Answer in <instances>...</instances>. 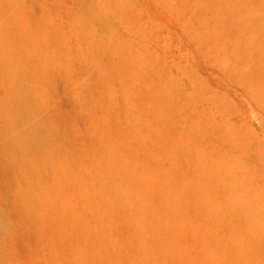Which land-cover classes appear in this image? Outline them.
<instances>
[{"label": "rangeland", "instance_id": "374dc122", "mask_svg": "<svg viewBox=\"0 0 264 264\" xmlns=\"http://www.w3.org/2000/svg\"><path fill=\"white\" fill-rule=\"evenodd\" d=\"M263 79L264 0H0V264H264Z\"/></svg>", "mask_w": 264, "mask_h": 264}, {"label": "bare ground", "instance_id": "6f19581e", "mask_svg": "<svg viewBox=\"0 0 264 264\" xmlns=\"http://www.w3.org/2000/svg\"><path fill=\"white\" fill-rule=\"evenodd\" d=\"M259 81H257L258 84L256 82L257 86H255L252 100L251 129L247 133L250 140V148L247 149L249 144H240L239 211L244 232L249 229L247 228V223H249L250 228L253 229L250 233H254L252 237L257 242L254 241L256 245H264V82L262 83V80ZM241 124L243 125V122ZM247 150H250L249 156L251 159L249 177V171H247L249 166L246 168Z\"/></svg>", "mask_w": 264, "mask_h": 264}]
</instances>
